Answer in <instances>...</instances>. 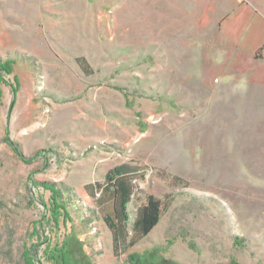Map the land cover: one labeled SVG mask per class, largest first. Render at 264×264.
Listing matches in <instances>:
<instances>
[{
	"label": "rangeland",
	"instance_id": "374dc122",
	"mask_svg": "<svg viewBox=\"0 0 264 264\" xmlns=\"http://www.w3.org/2000/svg\"><path fill=\"white\" fill-rule=\"evenodd\" d=\"M259 83L264 0H0V264H264ZM121 163L130 220L171 203L115 256L83 185Z\"/></svg>",
	"mask_w": 264,
	"mask_h": 264
},
{
	"label": "trees",
	"instance_id": "16d2710c",
	"mask_svg": "<svg viewBox=\"0 0 264 264\" xmlns=\"http://www.w3.org/2000/svg\"><path fill=\"white\" fill-rule=\"evenodd\" d=\"M75 60L84 72L93 73L84 56H77ZM11 65V61L6 62L9 70ZM140 177L143 178L144 174L140 172L139 166L121 163L108 169L101 180H94L83 185L85 196L94 201L95 212L99 214V219L103 221L111 233L112 250L115 256H119L145 237L156 226L162 213L171 203V200L168 199L169 194L165 195L164 198H159L146 193L135 209L134 218L130 220L128 205L137 190L136 183ZM172 180L181 181V178L172 175ZM42 185L52 193L51 205L55 207L52 210L54 223L58 225L59 219L62 218V223L65 226L66 221H71V218L66 205L61 201L62 192L49 183H42ZM238 240L242 241L236 236L235 242L237 244ZM54 251L56 254L50 256L48 261H53V264H67L64 248ZM25 256V262L31 264L32 258L28 253ZM130 258L140 262L138 253H131Z\"/></svg>",
	"mask_w": 264,
	"mask_h": 264
},
{
	"label": "crops",
	"instance_id": "0c3cea01",
	"mask_svg": "<svg viewBox=\"0 0 264 264\" xmlns=\"http://www.w3.org/2000/svg\"><path fill=\"white\" fill-rule=\"evenodd\" d=\"M248 93V99L251 101V98L253 99V107H255V109L259 110V113L262 114L260 117L261 120H259L258 122L261 123V121L264 122V83H259V84H255L254 87H250V89H248L247 91ZM246 94V93H245ZM259 94V98L260 100L256 99L258 98ZM259 101L261 104H259ZM258 118V117H257Z\"/></svg>",
	"mask_w": 264,
	"mask_h": 264
}]
</instances>
